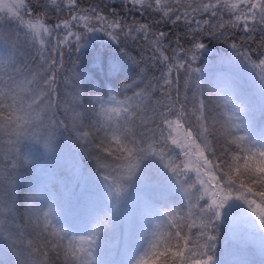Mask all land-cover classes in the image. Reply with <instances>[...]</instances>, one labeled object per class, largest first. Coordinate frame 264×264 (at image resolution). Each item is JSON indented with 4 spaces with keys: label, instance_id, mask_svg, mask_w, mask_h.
Wrapping results in <instances>:
<instances>
[{
    "label": "snow or ice",
    "instance_id": "6c2138e0",
    "mask_svg": "<svg viewBox=\"0 0 264 264\" xmlns=\"http://www.w3.org/2000/svg\"><path fill=\"white\" fill-rule=\"evenodd\" d=\"M115 2L0 0V256L6 264H247L222 259L217 248L227 225L229 236L264 252V124L256 128L257 112L264 115V0H120L121 11ZM123 10L142 19L129 21ZM103 37L121 51L142 41L150 54L128 57L132 84L85 92L65 53ZM205 37H235L222 63L247 77L251 92L237 79L206 88ZM108 71L121 73V61ZM65 134L91 161L78 173L91 193L78 216L64 215L40 181V158L58 156ZM29 167L33 186L21 203ZM152 169L160 195L144 199ZM118 223L126 227L114 259L109 236Z\"/></svg>",
    "mask_w": 264,
    "mask_h": 264
},
{
    "label": "trees",
    "instance_id": "16d2710c",
    "mask_svg": "<svg viewBox=\"0 0 264 264\" xmlns=\"http://www.w3.org/2000/svg\"><path fill=\"white\" fill-rule=\"evenodd\" d=\"M35 0H33V3ZM84 6H87L89 3H96L98 0H81ZM115 8L117 11H121L120 0H116ZM122 15L125 16V19L131 21L133 18L140 20L142 19L141 15L135 12L128 13L126 10L122 11ZM158 28L169 32L170 34L175 32L176 34L182 35L184 29L183 28H173L171 25L160 24ZM235 37H239L242 39H246L244 33L237 32L235 33ZM230 37L227 41L225 39H215L211 37H205L204 42L208 44V47L211 49V53L201 59L202 65H210L209 62L215 60L218 56H227L231 53V49L229 47V43L232 38ZM170 40H174L175 36L170 35ZM181 43L185 47H189L190 45L185 41L181 40ZM259 44V34L256 37V43L252 44V49L254 54L259 55L261 51L258 49L257 45ZM173 46H175L173 44ZM144 42H136L133 43L131 41L127 42L124 46V51H121V45H117L114 42L110 41L107 37H103L102 39L93 40L90 45L83 49L80 53H65V64L66 67L72 66V61H77V69L83 75L84 79L82 81L83 88L85 92H91L95 89H102L104 91L109 90H118L125 87V85H130L133 82V79L136 78V66L129 62L128 57L131 56L135 58V60L139 61L142 57H146L150 53L143 51ZM97 57L101 60V66H97ZM120 60L123 65V71L118 75H113L109 73L108 66L111 62ZM158 74V73H157ZM241 79L239 74L237 75L231 69H213L212 67H208L205 73V83L206 88H225L226 83L230 79L240 80L243 91L245 93H249L252 91L250 88L249 81ZM61 89L63 90V83H61ZM128 95H131V91H128ZM227 94V92H225ZM264 124V115H261L259 112L256 114V128ZM80 149L79 146H77ZM80 160L88 168L91 164V161L88 157L81 156V149L79 151ZM54 163L47 158H40L39 166L44 170V174L41 175V187L43 188L45 185L47 186V191H50L52 195L56 198L59 205H62V212L64 214H74V216H78L83 204L90 198L91 193L87 191H83L81 195L78 197L75 202L72 204H67L65 207L64 199H62L61 195V182L64 181V177H62L61 173L57 172V169L53 166ZM33 186V170L31 167L26 169L23 173V176L20 179V184L18 188L19 200L22 203L24 199V195L31 191ZM140 196L144 199H155L160 195V188L157 185L146 186L145 188H141L139 190ZM75 193V192H74ZM72 194V196L74 195ZM117 246L111 249L113 253L114 259H119L122 251L123 241H116ZM226 261L233 262L239 261L232 259L230 257L225 259ZM247 264H262L264 262V255L260 254H252L250 258L246 259Z\"/></svg>",
    "mask_w": 264,
    "mask_h": 264
},
{
    "label": "rangeland",
    "instance_id": "374dc122",
    "mask_svg": "<svg viewBox=\"0 0 264 264\" xmlns=\"http://www.w3.org/2000/svg\"><path fill=\"white\" fill-rule=\"evenodd\" d=\"M225 56H218L215 60L209 62L210 67L213 69H230L227 64L222 63V58ZM234 73L243 77L236 70L231 69ZM248 81V78H244ZM77 144L72 140L67 138V134L60 141L59 155L56 157L44 155L42 158H47L54 163V167L57 169L58 173H61L64 177V181L61 182V195L64 199L65 207L67 204H72L75 202L83 191H87L84 181L80 178L78 173H86L88 168L83 165L80 160L79 151ZM159 167V166H158ZM148 179L142 184L141 188L146 186L157 185L158 183V174L155 169L148 171ZM140 188V189H141ZM75 192V193H74ZM74 195L72 196V194ZM66 216H74V214H64ZM125 225L118 223L115 229L110 233L109 240L113 245V248L117 246L116 241H123ZM217 252L222 259L228 257L237 260L246 261L254 253L264 255V252L261 251L258 243L254 242L252 239H249L246 236H239L233 238L229 236V229L227 225H222L220 229V240L218 242ZM0 264H6L5 258L0 256Z\"/></svg>",
    "mask_w": 264,
    "mask_h": 264
}]
</instances>
